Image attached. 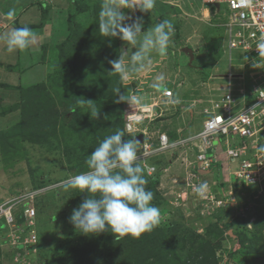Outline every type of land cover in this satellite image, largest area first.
<instances>
[{
    "label": "rangeland",
    "instance_id": "1",
    "mask_svg": "<svg viewBox=\"0 0 264 264\" xmlns=\"http://www.w3.org/2000/svg\"><path fill=\"white\" fill-rule=\"evenodd\" d=\"M29 1L0 0V6L15 8ZM37 1L43 2L40 4L43 8L48 4L44 10L51 7L54 11L50 19L51 41L41 46V60L31 66L24 78L0 85V202L28 190L41 191L34 197L37 252L34 259L23 258L19 264H99V259H103L99 258L100 253L108 250L107 234L111 232L84 235L74 228L69 217L87 193L78 189L65 192L62 182L89 171L87 155L105 137L124 130L128 112L148 115L141 119V124H147L153 136L161 130L167 131L170 138L176 137L179 128L185 132L201 130L206 118L203 109L209 107L210 99L224 92L229 67L237 74L247 72L252 65L241 68L244 59L240 52L228 49L224 27L226 4L221 3L219 13H215L197 4L198 0H179L173 4L175 9L156 2L151 14L154 21L144 22L142 29L147 30L162 19L172 20L174 43L166 57L154 55L150 68L132 74L128 80L122 81L115 73L112 77H99L94 75L95 69L112 71L110 60L127 50V62L134 50L118 37L100 34L102 0ZM4 17L0 16V22L10 20ZM182 46L194 50L192 65L181 52ZM100 52L106 53V59L98 63V69L96 56ZM12 68L18 72L19 62ZM160 74L165 75L166 87L172 90V95L180 98V105L157 96L158 89L151 85ZM116 88H120L121 95L137 94L142 102L132 108L126 101L107 100L112 91L118 98L114 94ZM86 100H92L100 109L98 119L86 112ZM16 103L18 109L3 114ZM140 107L143 111H139ZM185 146H178L174 154L169 153L170 149L146 158L145 162L140 160L148 179L146 189L154 193L152 203L160 209L162 222L153 230L159 233L156 241L150 240L151 232L139 238L130 236L131 240L141 241L151 254L168 241L183 256L195 257L200 247L205 248L200 256L202 260L210 259V264H264V254L260 252L248 255L246 262L238 252L242 241V246L260 245L264 253L263 188L259 183L245 186L240 182L234 172L239 159L232 163L223 159V155L217 157L224 165L216 162L210 173H195L196 147L193 155L186 153ZM177 152L182 154L178 156ZM143 163L151 165V171ZM191 172L195 173L191 175L192 183L187 180ZM151 178H158L157 182L152 183ZM202 182L208 184V189L200 197L193 187ZM7 243L0 247V264H14L12 260L19 252ZM128 245L125 247L128 250L123 251L130 256L135 245ZM104 259L107 264L121 261L114 254Z\"/></svg>",
    "mask_w": 264,
    "mask_h": 264
},
{
    "label": "clouds",
    "instance_id": "2",
    "mask_svg": "<svg viewBox=\"0 0 264 264\" xmlns=\"http://www.w3.org/2000/svg\"><path fill=\"white\" fill-rule=\"evenodd\" d=\"M155 6L156 0H102L98 24L100 34L108 38L118 37L134 49L127 62H125L127 50L123 49L117 59L109 61L112 66L111 73L118 74L122 81L128 80L132 74L150 68L154 55L166 57L174 43L175 29L171 19L159 20L147 30H142L143 16L133 18L123 11L139 10L141 13L152 14ZM7 15L12 20L15 12L9 11ZM0 42L5 44L8 53H16L34 49L40 40L30 27L23 26L0 32ZM255 49L259 58L252 61V67L264 68V64L258 62L264 60V34L257 40ZM151 86L158 90L163 89L165 95L169 97L170 104H181L180 98L172 96L167 90L169 88L166 87L164 74L157 75ZM119 93L120 88L114 89V94L118 95L117 102L126 101L132 108L142 102L135 93L131 96ZM86 101L88 102L86 112L90 113L91 118L98 119L100 109H97L92 100ZM126 135L130 138L125 139ZM136 135L126 132L124 127V130H117L105 137L94 151L87 155L86 165L89 171L71 176L62 182V189L65 192L78 189L80 193H87L69 217V222L81 234L98 236L111 232L116 239L127 236L139 238L161 224V211L152 203L154 193L146 189L148 179L140 163L141 156L138 152L140 143ZM260 150L264 151V145L260 146ZM181 158L187 160L185 157ZM210 168L203 170H209L210 173ZM199 170L195 172L200 174ZM207 189L206 182L193 187L194 192L200 197L205 195Z\"/></svg>",
    "mask_w": 264,
    "mask_h": 264
},
{
    "label": "built area",
    "instance_id": "3",
    "mask_svg": "<svg viewBox=\"0 0 264 264\" xmlns=\"http://www.w3.org/2000/svg\"><path fill=\"white\" fill-rule=\"evenodd\" d=\"M201 2L205 6L213 7V10L215 3H218L216 13L220 11L221 3L226 4L227 19L224 21V27L228 37V49L240 52L244 59L241 68L252 65V61L259 58L255 49L257 40L264 34V0H201ZM258 62L262 64L264 60ZM225 78L224 92L210 99L209 107L203 109L206 118L202 129L179 139L170 140L166 132H159L153 136V133L147 130L148 125L141 124V119L148 115L145 116L144 112L142 114H138L137 111L128 112L124 122L126 132L143 135V142L138 145L141 160L145 162L148 157L178 146L186 145L187 149L196 147L193 160L196 163L195 170L209 169L212 164L221 162L218 154L223 155V159L228 162L234 163L239 159L238 169L234 171L236 178L240 182L243 181L246 186L249 183H259L262 187L264 151L260 150V146L264 145V68L250 66L247 72L241 71L236 74L229 67ZM167 90L172 94L171 89ZM156 92L157 96L169 98L163 89ZM139 111H143V107H140ZM137 115L143 117L137 119ZM237 142L241 145L234 146ZM217 149L221 150L220 153ZM143 165L149 171L153 168L146 163ZM194 174L189 173L188 182L193 180L191 175ZM38 192L41 191L28 190L0 202V247L9 241V244L7 243L9 246H15L16 250H19L12 260L14 264H19L23 258H27L28 261L34 259L37 252L38 239L33 221L34 197Z\"/></svg>",
    "mask_w": 264,
    "mask_h": 264
},
{
    "label": "crops",
    "instance_id": "4",
    "mask_svg": "<svg viewBox=\"0 0 264 264\" xmlns=\"http://www.w3.org/2000/svg\"><path fill=\"white\" fill-rule=\"evenodd\" d=\"M52 1H58V0H52ZM158 1H161V3H163L164 5H166L167 8H170V9H175L176 7H174L173 4H176V2H179V0H158ZM158 1L156 0V2H158ZM185 1H195V0H185ZM198 1H197V4L199 3V5L204 6L203 7L204 9L206 8L207 10H210V9L213 10V7H210V6L205 7V4H203L201 2V0H198ZM42 3L43 2H41V1L30 0L29 2H25V3L17 5L15 8H11V7L6 8V7H4V4H2L0 6V16L2 17L1 19H3L4 16L7 17L8 16L7 13L9 11L15 12V16L12 20H9V21L7 20V22H5V23L0 22V32L8 31L11 28L17 27V26H22V27L28 26L38 36V38L40 40V42L38 43V45L34 49L28 50L26 52H16V53H8L6 51L5 44L3 42H0V85L4 81H8V80L13 81L15 78H16L15 81L16 80L18 81L21 76L23 77V76H25V74L27 72H30V70L32 69L31 66L34 63L39 62V60H41V46L47 45L51 41L50 38H51V27H52V25L50 24V22H51L50 19L53 18L54 11H51V7H50V9L48 7L47 10H44L45 8H47L46 5H48V4H45V7L43 8L40 5ZM64 4H66V3H64ZM61 7L63 8L64 6H61ZM215 10H217V7H215L213 11L215 12ZM44 13H45V15H42ZM126 14L131 15L133 18H135L137 16H143L144 22H146V23L148 21H151V22L154 21L151 19V13L150 12L141 13L139 10H136L134 12L129 10L126 12ZM36 28H37V31H34V30H36ZM185 55H187V54H185ZM193 59H194V57L190 60V58L188 56V61H189L190 65H192L191 62ZM18 62L20 64L21 69L17 72L16 71L17 69H13L12 66L15 65V63L17 64ZM17 74H19L18 77H17ZM29 74H31V73H29ZM30 76H32V74ZM15 81H13V82L15 83ZM13 87H15V86H13ZM224 87H225V85H224ZM200 100L201 99H199L198 101H200ZM15 107H9L12 109L10 110L8 108V110L3 111V114H6L7 112L18 109L17 103L15 104ZM161 131L166 132V134L170 140H176V139H179L180 137L187 136L189 134L194 133V132H187V131L185 132L183 130H180V128H179V130H177L176 137L170 138L167 131H165V130H161ZM220 149L217 152L220 153V151L222 150V149L221 150ZM167 151H170V150H167ZM167 151H165V152H167ZM175 151H178L177 148L171 149V151L169 153L174 154ZM193 152H194V150L189 149V148L186 151V153H190V154H193ZM177 153L179 156L180 152H177ZM180 154H182V153H180ZM221 163H223V165L225 164L223 162V160H221Z\"/></svg>",
    "mask_w": 264,
    "mask_h": 264
},
{
    "label": "trees",
    "instance_id": "5",
    "mask_svg": "<svg viewBox=\"0 0 264 264\" xmlns=\"http://www.w3.org/2000/svg\"><path fill=\"white\" fill-rule=\"evenodd\" d=\"M158 2H161V1H158ZM17 27H22V26H17ZM103 59L104 60L106 59V53L100 52V55L96 56V60H98V62H97L98 69H99L98 63L99 64L101 62L103 63ZM105 66L108 67V65H105ZM101 67L102 66H100V69H101ZM99 72L101 73L102 76L99 74ZM99 72H97L95 69L94 75H97V76L103 77V78L112 75L111 70L99 71ZM112 93H113V91L111 93H108L109 95H111V97H108L107 100H115V99L117 100L118 99ZM128 138H130V136L127 137V139ZM157 179L158 178H151V182L156 183ZM35 206H36V204H35ZM158 234H159L158 232H154V231L151 232L150 240L156 241L155 237H157ZM107 242H109L108 243V245H109L108 250H103L100 253L99 258H103V259H99V262H98L99 264H107L106 260L104 258H107L108 256L113 255V254L115 255L116 259L118 258L119 260H121L120 264H210V259H209V261L206 259L202 260V257L200 256V254L205 251V248H203V247L199 248L198 255H196L195 257H192L190 255L183 256V255L176 253L177 247H174V246L171 247L168 241H167V243H165V245H162L161 247H159V249H156L155 254L148 253L145 250L144 244L141 241L140 242H134L131 240L130 236H127L123 239H116L115 235L110 233V234H107ZM132 242H134L135 244H133ZM128 243H129V245H132V246L135 245L133 248L134 252L132 251V249H130L132 251V254L130 256H127V253L123 251L124 249H126L125 247L128 245ZM129 245H128V247H129ZM238 247L239 246H237V249H238ZM240 247L241 248H240V250H238V252L243 254L242 258L245 259V262L247 260H249L248 255H250V254H253L254 256L256 255L257 252L264 254L263 248L260 247V245L256 246V245L250 243V244L242 246V241H241ZM96 249H98V247ZM237 249H236V251H237ZM126 250H128V249H126ZM86 254H88V251ZM149 257H151V259H149ZM240 262H243V261H240Z\"/></svg>",
    "mask_w": 264,
    "mask_h": 264
},
{
    "label": "water",
    "instance_id": "6",
    "mask_svg": "<svg viewBox=\"0 0 264 264\" xmlns=\"http://www.w3.org/2000/svg\"><path fill=\"white\" fill-rule=\"evenodd\" d=\"M215 6L218 7L219 4L215 3ZM181 51L184 52L185 54H187L189 56L190 60L194 57V51L191 47L183 46V47H181ZM136 139L139 141V143H142L143 142V135L137 134ZM199 172L201 174H204V173H208L209 170H199ZM263 189H264V185H263Z\"/></svg>",
    "mask_w": 264,
    "mask_h": 264
},
{
    "label": "bare ground",
    "instance_id": "7",
    "mask_svg": "<svg viewBox=\"0 0 264 264\" xmlns=\"http://www.w3.org/2000/svg\"><path fill=\"white\" fill-rule=\"evenodd\" d=\"M141 116L143 117V115H141ZM141 116H140V115H137L136 117H137V119H138V118H140ZM145 116H147V115L145 114Z\"/></svg>",
    "mask_w": 264,
    "mask_h": 264
}]
</instances>
